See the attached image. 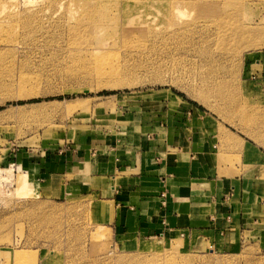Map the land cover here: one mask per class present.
<instances>
[{
    "label": "rangeland",
    "instance_id": "374dc122",
    "mask_svg": "<svg viewBox=\"0 0 264 264\" xmlns=\"http://www.w3.org/2000/svg\"><path fill=\"white\" fill-rule=\"evenodd\" d=\"M155 1L128 32L125 0H0V264H264L251 247L121 241L97 196H44L8 165L11 148L70 142L171 96L216 122L218 173L264 157V0Z\"/></svg>",
    "mask_w": 264,
    "mask_h": 264
},
{
    "label": "crops",
    "instance_id": "0c3cea01",
    "mask_svg": "<svg viewBox=\"0 0 264 264\" xmlns=\"http://www.w3.org/2000/svg\"><path fill=\"white\" fill-rule=\"evenodd\" d=\"M167 100L120 106L114 123L70 142L11 148L8 165L44 196L106 202L110 213L101 215L120 240L180 237L197 249L264 253V157L218 173L226 158H216L214 119Z\"/></svg>",
    "mask_w": 264,
    "mask_h": 264
},
{
    "label": "bare ground",
    "instance_id": "6f19581e",
    "mask_svg": "<svg viewBox=\"0 0 264 264\" xmlns=\"http://www.w3.org/2000/svg\"><path fill=\"white\" fill-rule=\"evenodd\" d=\"M125 1L126 2H124V6H123V7H125V11H122V18L129 25L126 30L128 32H130L131 30H134L136 28H139V26H142L144 24H147L148 21H146L145 19H147V16L149 14L148 11L151 9V7L154 5V3L156 1L155 0L146 1L148 3L141 2V0H136L134 2H131L132 0H125ZM138 2L139 3L141 2V4L137 5L136 3H138ZM87 4H89V2H87ZM249 30H251V29L250 28H247V29H245V32H248ZM96 208L98 210H100V211H103V212L105 211L106 213H110V207L108 206V204L106 202H100V203H98V205L96 206ZM13 257H14V261L15 262H19V263H22L21 261L25 258L24 254L21 253V252L14 253V256Z\"/></svg>",
    "mask_w": 264,
    "mask_h": 264
},
{
    "label": "trees",
    "instance_id": "16d2710c",
    "mask_svg": "<svg viewBox=\"0 0 264 264\" xmlns=\"http://www.w3.org/2000/svg\"><path fill=\"white\" fill-rule=\"evenodd\" d=\"M21 104L24 103L23 101L20 102Z\"/></svg>",
    "mask_w": 264,
    "mask_h": 264
}]
</instances>
